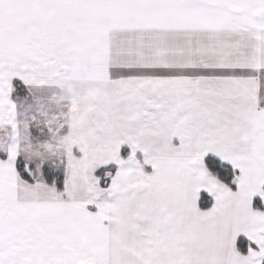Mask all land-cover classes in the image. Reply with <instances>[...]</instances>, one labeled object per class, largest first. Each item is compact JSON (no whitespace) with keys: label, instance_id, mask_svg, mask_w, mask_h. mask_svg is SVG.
<instances>
[{"label":"snow or ice","instance_id":"snow-or-ice-1","mask_svg":"<svg viewBox=\"0 0 264 264\" xmlns=\"http://www.w3.org/2000/svg\"><path fill=\"white\" fill-rule=\"evenodd\" d=\"M0 264H264V0H0Z\"/></svg>","mask_w":264,"mask_h":264}]
</instances>
